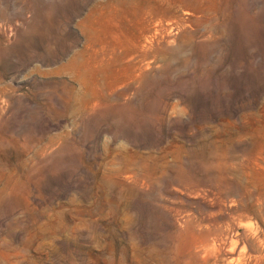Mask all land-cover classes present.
Returning a JSON list of instances; mask_svg holds the SVG:
<instances>
[{"label": "rangeland", "instance_id": "1", "mask_svg": "<svg viewBox=\"0 0 264 264\" xmlns=\"http://www.w3.org/2000/svg\"><path fill=\"white\" fill-rule=\"evenodd\" d=\"M262 257L264 0H0V264Z\"/></svg>", "mask_w": 264, "mask_h": 264}, {"label": "bare ground", "instance_id": "2", "mask_svg": "<svg viewBox=\"0 0 264 264\" xmlns=\"http://www.w3.org/2000/svg\"><path fill=\"white\" fill-rule=\"evenodd\" d=\"M260 248V247H259ZM262 249V248H261ZM259 257H260V255H258ZM263 256V255H262ZM263 258L264 257H262V258H260V259H258V264H264V262H263ZM254 261H256V260H254ZM245 263V262H244Z\"/></svg>", "mask_w": 264, "mask_h": 264}]
</instances>
